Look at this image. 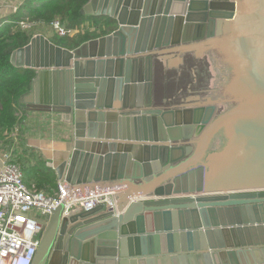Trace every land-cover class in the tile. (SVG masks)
Returning a JSON list of instances; mask_svg holds the SVG:
<instances>
[{"label":"water","instance_id":"obj_1","mask_svg":"<svg viewBox=\"0 0 264 264\" xmlns=\"http://www.w3.org/2000/svg\"><path fill=\"white\" fill-rule=\"evenodd\" d=\"M240 10V0H89L82 14L112 32L74 49L38 34L12 53L36 71L21 104L72 124L55 167L68 196L33 264H264V0L236 25ZM223 38L241 71L219 54ZM104 191L117 211L64 213Z\"/></svg>","mask_w":264,"mask_h":264},{"label":"trees","instance_id":"obj_2","mask_svg":"<svg viewBox=\"0 0 264 264\" xmlns=\"http://www.w3.org/2000/svg\"><path fill=\"white\" fill-rule=\"evenodd\" d=\"M88 2L89 0H27L17 14L0 20V140L4 139L6 130L11 132L19 124L17 113L20 110L26 112L20 98L31 90L32 80L36 76L33 68H16L11 63L12 53L29 44L33 36L32 32L23 29L22 21L51 25L54 20L60 19L67 28H75L87 19L99 21V18L82 14L81 10ZM108 33L110 32L102 35ZM58 38L51 40L70 49L93 39H70L65 36ZM0 146L11 152L13 160L22 166L27 185L34 184L49 195L55 192L58 186L57 173L35 148L29 147L25 141L18 145L12 137Z\"/></svg>","mask_w":264,"mask_h":264},{"label":"built area","instance_id":"obj_3","mask_svg":"<svg viewBox=\"0 0 264 264\" xmlns=\"http://www.w3.org/2000/svg\"><path fill=\"white\" fill-rule=\"evenodd\" d=\"M52 26L59 36L72 29L56 19ZM0 264H33L52 210L68 196L67 188L59 181L54 194H47L36 185H27L22 166L12 153L0 148ZM159 198L154 194H139L132 200ZM105 204L117 211L115 191H104L72 198L65 203L64 213L77 209H90Z\"/></svg>","mask_w":264,"mask_h":264},{"label":"crops","instance_id":"obj_4","mask_svg":"<svg viewBox=\"0 0 264 264\" xmlns=\"http://www.w3.org/2000/svg\"><path fill=\"white\" fill-rule=\"evenodd\" d=\"M26 1L0 0V20L17 14ZM209 104L218 105L217 103ZM28 117L33 121V124H31L25 143L29 147L35 148L47 160L48 165L55 169L58 164L68 158L72 148L73 136L70 119L63 114L32 110H28ZM24 123L27 122L24 121ZM70 126L71 129H69ZM1 167L2 159L0 157V170ZM59 181L58 179V183Z\"/></svg>","mask_w":264,"mask_h":264},{"label":"rangeland","instance_id":"obj_5","mask_svg":"<svg viewBox=\"0 0 264 264\" xmlns=\"http://www.w3.org/2000/svg\"><path fill=\"white\" fill-rule=\"evenodd\" d=\"M21 25L23 29L28 30L29 32H32L33 36H36L38 34H43L49 39H54V40L59 39L58 38L59 35L57 34L52 24L45 25L44 23L37 24L36 22L28 23L27 20H24L22 21ZM115 28H116L115 24L110 26V25L104 24L102 20L97 21L95 19H87V20H84L77 27L69 28V29H72V32L64 36L69 37L70 39H78V38H84V37L96 38L104 33L112 32ZM17 116L20 118L19 124L16 126V128L13 131L10 132L6 130L4 132V139L0 140L1 141L0 145H2L3 142L9 139L10 137L14 138L17 141V144L20 145L21 142L23 143L25 139L29 136V132H30L29 129L31 127V124H33V121L30 120L28 117V110L26 112H23L22 110H20L17 113ZM24 121L27 123L25 124ZM69 129H71V126L69 127Z\"/></svg>","mask_w":264,"mask_h":264},{"label":"flooded vegetation","instance_id":"obj_6","mask_svg":"<svg viewBox=\"0 0 264 264\" xmlns=\"http://www.w3.org/2000/svg\"><path fill=\"white\" fill-rule=\"evenodd\" d=\"M240 2H241V10H240V15L238 17L236 25H240L243 22L242 18L244 16V13H246L254 5V0H249V1L248 0H240ZM99 20H102V22L104 24L110 25V26L113 25V23H114V22L110 23L111 21L107 23L106 19H102V18H99ZM244 33H245L244 29H235V30L233 29L231 31L226 32V34L228 36L231 35L232 37H237V36H239L241 34H244ZM226 34L224 36H226ZM230 43H231V40L228 39V38H223L221 41H218L217 45L221 49V53H219V54H221V57H223V59H224V63L226 65H228V67H230V69H233L234 71L240 69V71H241L242 67L244 65V62L242 60L241 55L240 54H236L235 51L232 50V48L229 46ZM213 49H216V44L215 45H211V48L209 49V54L211 53L210 54L211 56H212V54H214L213 53ZM226 60H227V62L230 65L226 63ZM188 62H192V61H188ZM231 76H232V74H231ZM231 76L229 78H232ZM251 90H252V94H253L254 91H256V89H254V87L251 88ZM250 93H251V91H250ZM229 123L224 125L220 129V131L222 129H224L225 131H228L229 128L231 127V123H230V126H229Z\"/></svg>","mask_w":264,"mask_h":264}]
</instances>
